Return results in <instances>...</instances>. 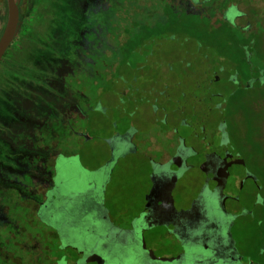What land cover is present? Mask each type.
<instances>
[{
    "label": "flooded vegetation",
    "instance_id": "flooded-vegetation-1",
    "mask_svg": "<svg viewBox=\"0 0 264 264\" xmlns=\"http://www.w3.org/2000/svg\"><path fill=\"white\" fill-rule=\"evenodd\" d=\"M22 1L0 67L22 31ZM60 2L58 13L66 8L67 14L58 16V38L47 41L58 71L78 77L63 93L58 81L66 77L57 74L53 100L31 95L33 104L44 106L27 116L46 126V107L54 101L57 119L80 140L69 153L59 142L53 149L79 157L74 166L56 157L49 174L40 170L38 178L49 182L45 191L24 186L0 188V194L13 190L21 201L35 196L37 215L50 201L60 202L78 220L96 211L110 225L94 226L96 245L84 250L52 224L56 236L29 249L25 241L14 242L11 225L2 248L22 252L20 264H124L119 258L130 246L143 264H264V0H72L70 8ZM45 80L41 75L40 85ZM83 80L86 89L73 87ZM115 153L111 173L108 167L92 172ZM85 158L96 163L85 169ZM190 174H199L192 184ZM221 189L226 212L219 209ZM170 192L180 210L203 194L202 214L210 216L204 243L180 247L162 226H134L149 196L154 215H169ZM224 224L231 225L229 237Z\"/></svg>",
    "mask_w": 264,
    "mask_h": 264
},
{
    "label": "rangeland",
    "instance_id": "rangeland-1",
    "mask_svg": "<svg viewBox=\"0 0 264 264\" xmlns=\"http://www.w3.org/2000/svg\"><path fill=\"white\" fill-rule=\"evenodd\" d=\"M57 2L58 0L22 1V31L19 38L14 42L8 59L0 67V126H9L11 129L25 128L21 132H25L28 142H32L31 145L23 144L10 146L8 144H3L4 138L0 137V188L13 187L22 189L24 186H28L29 190L31 189L30 193H38V189L45 191L49 186V182L45 181L43 177L38 178V172H40V170L47 174L51 172L52 169L50 170L48 166L53 164L58 155V151L53 148L56 147L58 142L61 143L66 153L79 148V137L66 129L63 125V118L62 121L60 118L59 120L57 119L53 106L54 101L52 104H47L46 107V127H44L43 120L40 121L37 118L35 119L34 115L30 117L26 115L32 120H37L35 124L41 126L38 132H33L32 135L30 131H26L29 130V127H26L27 124L25 122H19L16 119L17 116L14 115V101L10 100L12 96H16L19 93L18 89L20 88H25L23 94L28 99V103L31 102L29 99L31 95L36 96L38 99L45 96L52 99L55 96L54 89L57 86L55 77L57 74L61 76V73L66 77L67 82L65 83L67 85L63 81H58V91L63 93L66 91L70 92V85L68 84H71L73 78L78 77L76 73L68 74L67 72L58 71V66L56 68L55 63V52H53L54 50L51 51L53 43L50 45L47 41L51 37L54 39L58 38V32L61 29V25L59 24L61 23V19H58V16L67 14L66 8H62V11L58 13ZM61 2L62 6L64 4V7L68 6V8H70L72 0H61ZM69 13L70 11L68 10V14ZM7 16V2L6 0H0V34L6 25ZM25 29L27 30L26 32H24ZM41 75L46 76L44 85H40ZM72 85L74 88L86 89L88 84L84 81L81 83H73ZM61 102H64V99L58 96V103ZM35 104L37 106H31V109L33 108L34 112L38 113L40 107L44 106V104ZM66 113L68 114V112ZM31 114H33V112H31ZM81 123L82 122L77 119V124L81 125ZM18 141L22 140L19 139ZM97 147L98 145L91 147V149ZM82 150L86 153L89 147L85 146ZM84 160L87 164H83L81 161L80 163L85 169V165L96 163L89 158H85ZM74 164H76V162L66 163L64 165L74 166ZM78 166L80 167V165ZM123 167L122 170H126L128 164H123ZM90 170V166H88L87 176L91 173ZM2 171H5L6 174ZM29 171L31 173L28 175L27 173ZM32 171L36 173H32ZM197 178H199V174H190L186 181L192 184ZM2 193L3 194H0V264H7V259L9 258L12 264H20L19 256L24 255L22 252L18 254L17 250L7 251L2 248L4 241L7 240V231L11 228V225L14 230V233H12L15 240L14 242L20 243L25 241L27 243L25 247H36L38 246L36 245L38 241L45 242L52 240L53 237L56 236V232L48 225L52 224L56 226L58 230L59 226H63L68 230V238L66 240L80 245L82 250H84L83 247L85 246L94 247L96 245V238H94L93 230H104L105 227L110 225L109 219L106 218L107 216L100 215V213L96 211L87 214L82 220H80L81 218L78 220L76 217L70 216L71 213L61 207L60 202H58V206H54L55 204L50 201L42 210V215H37V202L35 196L30 197L28 200L21 201L18 196L16 197L13 190L3 191ZM125 203L124 200H121L119 205L122 206L125 205ZM71 206V208H77L74 205ZM9 208L12 211L10 213H8ZM80 209L82 208L80 207ZM74 211L76 212H72L74 215L79 213L77 210ZM111 218L122 225H126L128 221L127 218L118 217L117 215H113ZM94 226L95 229L92 230ZM22 246L24 247V245ZM29 249H27V251ZM127 251L129 252L127 256H120V263L125 261L124 264H143L140 260H137L133 247L130 246ZM110 252L115 253L113 250ZM29 253H31V251H28V254Z\"/></svg>",
    "mask_w": 264,
    "mask_h": 264
},
{
    "label": "water",
    "instance_id": "water-1",
    "mask_svg": "<svg viewBox=\"0 0 264 264\" xmlns=\"http://www.w3.org/2000/svg\"><path fill=\"white\" fill-rule=\"evenodd\" d=\"M8 4V16H7V23L4 29V32L0 38V62L4 55L6 54L9 46L12 44V42L15 39L19 22H20V6L18 0H7ZM117 153L114 154L112 159L105 165L101 166L96 171H92L93 173H103L106 167L110 169V173L112 168L114 167L115 163L118 159ZM79 156H73V155H65L60 154L57 156V162L60 165L66 164V163H74L75 160ZM81 165V163H80ZM82 167V166H81ZM110 177H108L107 181H109ZM104 182L105 183H107ZM203 194H200L194 201L191 208L188 209H178L175 205V201L173 198L172 193L170 192V195L168 197V206L167 209H169L170 214L169 215H154L153 214V208H152V202L151 197L149 204L147 208L137 217L134 218L133 224L136 227L140 228H150L154 226H162L166 228L169 232V235L175 239L177 244H179L180 247H182V243L184 241L190 242L191 244H200L204 243L207 238L204 237V225L208 223V219L210 216H204L203 213ZM223 197L224 193L221 189L219 193V209L221 212H226V208L223 203ZM227 215V213H226ZM232 218V217H231ZM219 223V222H218ZM221 225V223H220ZM224 231L226 234L231 236V230L230 226L224 224ZM221 229L216 231V233H219ZM211 232V231H210ZM223 232V231H222ZM207 233V232H206ZM215 236V234H214ZM215 240V238H214Z\"/></svg>",
    "mask_w": 264,
    "mask_h": 264
},
{
    "label": "trees",
    "instance_id": "trees-1",
    "mask_svg": "<svg viewBox=\"0 0 264 264\" xmlns=\"http://www.w3.org/2000/svg\"><path fill=\"white\" fill-rule=\"evenodd\" d=\"M19 93L15 96V102H14V115L17 116V120L19 122H25L27 125L26 127H29V130H26L27 132L30 131V133L33 135V132H38L39 125H36L35 122L37 120H32L31 118L27 117L26 115L30 112L34 113L33 108L31 109V106L33 107L35 104L32 102L28 103L27 98L24 96L23 92L25 91V88L18 89ZM37 105H35L36 107ZM11 118V117H10ZM12 120V119H10ZM46 127V126H45ZM17 128V127H16ZM25 128L20 129H14L10 128L9 126L3 127L0 126V137L4 138L3 144L8 145H31L32 142H28L27 134L22 133L21 131ZM46 129V128H45ZM31 135V137H32ZM22 141H18V140ZM14 140V141H13ZM29 141H30V135H29ZM15 143V144H14ZM17 143V144H16Z\"/></svg>",
    "mask_w": 264,
    "mask_h": 264
}]
</instances>
